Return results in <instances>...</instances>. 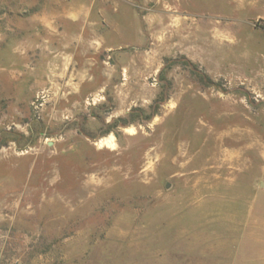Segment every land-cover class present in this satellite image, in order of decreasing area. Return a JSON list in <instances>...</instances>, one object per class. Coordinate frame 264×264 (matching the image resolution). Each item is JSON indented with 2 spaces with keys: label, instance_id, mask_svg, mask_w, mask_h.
<instances>
[{
  "label": "rangeland",
  "instance_id": "1",
  "mask_svg": "<svg viewBox=\"0 0 264 264\" xmlns=\"http://www.w3.org/2000/svg\"><path fill=\"white\" fill-rule=\"evenodd\" d=\"M52 4L0 0V264H264V2L97 0L71 66Z\"/></svg>",
  "mask_w": 264,
  "mask_h": 264
},
{
  "label": "crops",
  "instance_id": "2",
  "mask_svg": "<svg viewBox=\"0 0 264 264\" xmlns=\"http://www.w3.org/2000/svg\"><path fill=\"white\" fill-rule=\"evenodd\" d=\"M35 1V0H29ZM52 4L50 8V14L46 16L44 13L37 14L34 12L32 14L33 19L41 18L44 21H40V24H44L46 26L48 34H50V41L47 40V44H53L52 42H59L61 44V52L62 54H66L67 65H80L81 63L77 60L79 55V51L81 48H86L88 50H99L100 43L104 40L101 36L95 34V21L94 17L97 15L99 10H95V4L97 0H46ZM126 1V0H123ZM264 2V0H258ZM46 17L52 18L53 22L48 23ZM35 22V21H34ZM42 22V23H41ZM34 23L33 25H35ZM91 31V32H88ZM16 36V46L18 44L24 43V39L21 37L22 34H17ZM55 39V40H52ZM101 41V42H100ZM96 43V44H95ZM121 45H108L106 46L109 50H114L117 48H121ZM92 48V49H91ZM61 54V55H62ZM64 57V56H62ZM89 62L86 64L94 63L92 59L88 58ZM91 60V61H90ZM67 74V72H66Z\"/></svg>",
  "mask_w": 264,
  "mask_h": 264
},
{
  "label": "bare ground",
  "instance_id": "3",
  "mask_svg": "<svg viewBox=\"0 0 264 264\" xmlns=\"http://www.w3.org/2000/svg\"><path fill=\"white\" fill-rule=\"evenodd\" d=\"M105 141H106L107 143H110V142H112V141H110L109 139H107V140H105V139H102V140H101V142H102V143H103V142H105Z\"/></svg>",
  "mask_w": 264,
  "mask_h": 264
},
{
  "label": "trees",
  "instance_id": "4",
  "mask_svg": "<svg viewBox=\"0 0 264 264\" xmlns=\"http://www.w3.org/2000/svg\"><path fill=\"white\" fill-rule=\"evenodd\" d=\"M0 140H1V138H0ZM1 142V141H0ZM8 142V140L6 139V141H5V143H7ZM2 144V143H1ZM2 145H4V144H2Z\"/></svg>",
  "mask_w": 264,
  "mask_h": 264
}]
</instances>
